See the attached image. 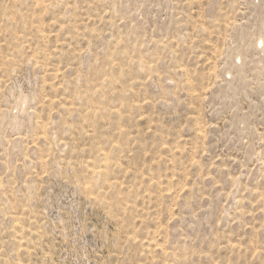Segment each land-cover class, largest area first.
Masks as SVG:
<instances>
[{"label": "rangeland", "instance_id": "obj_1", "mask_svg": "<svg viewBox=\"0 0 264 264\" xmlns=\"http://www.w3.org/2000/svg\"><path fill=\"white\" fill-rule=\"evenodd\" d=\"M0 264H264V0H0Z\"/></svg>", "mask_w": 264, "mask_h": 264}]
</instances>
